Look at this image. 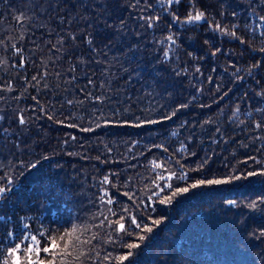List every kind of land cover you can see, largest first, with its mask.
I'll return each mask as SVG.
<instances>
[{"label":"trees","instance_id":"trees-1","mask_svg":"<svg viewBox=\"0 0 264 264\" xmlns=\"http://www.w3.org/2000/svg\"><path fill=\"white\" fill-rule=\"evenodd\" d=\"M260 17L264 0H0V264H264V175L192 187L264 171Z\"/></svg>","mask_w":264,"mask_h":264},{"label":"snow or ice","instance_id":"snow-or-ice-1","mask_svg":"<svg viewBox=\"0 0 264 264\" xmlns=\"http://www.w3.org/2000/svg\"><path fill=\"white\" fill-rule=\"evenodd\" d=\"M161 2L163 3V0H161ZM179 2H180V0H167V3H168V4H173V3H177V4H178ZM204 15H205V14H204L203 12H200V11H196L195 15H193L192 13H189V14H188V17H187V22H189V23H191V22H199V21H201V20L204 18ZM233 15H235V14L233 13ZM22 16H23V14H21V16H17V17H15V19L18 20V21H20ZM152 19H153L152 17H149V18H148V21H149L148 26H149V27L152 26V24H151V20H152ZM156 19H158V17H156ZM260 20H261V21H264V17H260ZM216 28H218V29H220L221 31H223V29L220 27L219 24L216 25ZM231 35H232V36H235V33L233 32V33H231ZM167 39H168V40H172V37L169 36ZM261 50L264 51V49H261ZM165 56H167V52H165ZM197 71H199V69H197ZM177 74L179 75L180 73L178 72ZM32 79L35 80L36 77L34 76V77H32ZM173 115H175L174 112H173ZM168 118H170V117H168ZM0 119H2V117H0ZM19 122H20L21 124L25 123V121L23 120V118H21ZM150 122H151V123H155V121H150ZM97 126L99 127V125H97ZM135 126H141V125L137 124V125H135ZM260 126H261L260 124H257V127H260ZM85 130L87 131V130H90V129H85ZM251 159H252L255 163H257V164L262 163V161L256 160L254 157H252ZM245 163H247V162H245ZM252 175H264V171H262V172H260V173H256L255 171H252V172H249V173H245L243 176H241V175H229L226 179H223V180H221V179H210V180H207V181H205V180H200V181H198L196 184H193L192 187L195 188V187H197L198 185H204L205 183L208 184V185H221V184H227V183H230V182H232V181H238V180H240V179H247L249 176H252ZM181 179H183V177H181ZM108 182H109V181H108V177L105 176L104 179H103V181H102V183H108ZM9 183H11V181H10ZM8 190H9V189H8L7 187H0V205H2L3 198H4V196H6ZM180 191H185V192H186V191H188V189L185 188V189H182V190H180ZM173 195H175V193H174ZM100 200H101V202L103 203V202H104V197L101 196V197H100ZM170 200H171V198L169 197V198H166V200H162L161 203L170 202ZM106 203H107V204H113L114 202H113L112 199H108V200L106 201ZM228 203H229V204H235L236 202H235V201H228ZM249 207H255V204H254V203H253V204H250ZM108 211H109V212H112V209H108ZM113 215H115V213H113ZM105 219H107V217H105ZM121 219H123V217H121ZM132 222L135 223V220H133ZM117 223H119V222H117ZM154 223L159 224L160 221L157 220V221H155ZM137 226H139V225H137ZM25 227H27V226H25ZM124 227H125L124 224H122V223L119 224V228H120V229H124ZM151 230H152L151 228H147V229H146V231H149V232H150ZM77 231H78L77 227L74 226V227L71 229V231L68 232V233H65V235L71 237V236H73ZM9 235H10V233H9ZM25 239H31L32 241H37V237H36V236L25 237ZM61 239H63V237H61ZM141 239H143V237H141ZM76 240L78 241V240H79V237H76ZM52 245H53V249L57 247V244H56V240H55V239L52 240ZM69 246H70V245H65V250H64V254H65V255H70V254H71V253H69L68 250H67ZM135 246H136V245H131L130 247H135ZM19 247H20V245H17L16 248L11 249V250L9 251V255H15V253H16L17 249H19ZM25 247L27 248L28 246L25 245ZM28 250H29V252L34 251V249H32V248H29ZM73 250H75V249L73 248ZM50 251H52V249H50V248H48V247H44V248H43V252H44V253H49ZM81 255H83V253H81ZM78 258H79V257H78ZM106 258H107V257H106ZM120 259H121V260H124V259H127V257H121ZM12 264H21V260H20V258H19L18 256H16V258L13 260ZM28 264H46V262H45L44 260H39V261H37V260H34V259H31V258H30V259L28 260ZM47 264H54V262H53V261H49V262H47Z\"/></svg>","mask_w":264,"mask_h":264}]
</instances>
